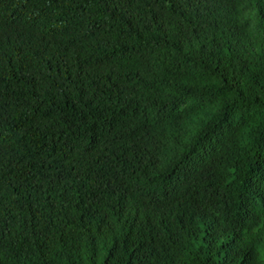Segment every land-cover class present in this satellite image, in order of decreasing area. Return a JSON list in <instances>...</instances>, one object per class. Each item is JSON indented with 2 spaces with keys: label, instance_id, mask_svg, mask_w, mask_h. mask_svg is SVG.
<instances>
[{
  "label": "trees",
  "instance_id": "16d2710c",
  "mask_svg": "<svg viewBox=\"0 0 264 264\" xmlns=\"http://www.w3.org/2000/svg\"><path fill=\"white\" fill-rule=\"evenodd\" d=\"M264 0H0V264H264Z\"/></svg>",
  "mask_w": 264,
  "mask_h": 264
},
{
  "label": "rangeland",
  "instance_id": "374dc122",
  "mask_svg": "<svg viewBox=\"0 0 264 264\" xmlns=\"http://www.w3.org/2000/svg\"><path fill=\"white\" fill-rule=\"evenodd\" d=\"M263 259H264V256H263Z\"/></svg>",
  "mask_w": 264,
  "mask_h": 264
}]
</instances>
